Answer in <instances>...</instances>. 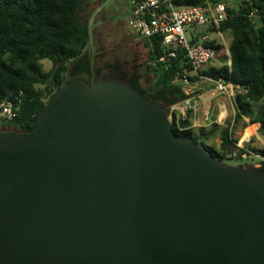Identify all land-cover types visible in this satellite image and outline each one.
<instances>
[{
    "label": "water",
    "instance_id": "obj_1",
    "mask_svg": "<svg viewBox=\"0 0 264 264\" xmlns=\"http://www.w3.org/2000/svg\"><path fill=\"white\" fill-rule=\"evenodd\" d=\"M122 79L68 81L32 133L0 132V264H264V174Z\"/></svg>",
    "mask_w": 264,
    "mask_h": 264
},
{
    "label": "trees",
    "instance_id": "obj_2",
    "mask_svg": "<svg viewBox=\"0 0 264 264\" xmlns=\"http://www.w3.org/2000/svg\"><path fill=\"white\" fill-rule=\"evenodd\" d=\"M88 1L0 0V103L11 102L16 109V118L2 120L0 126L32 133L46 99L63 84L81 76L99 75V70L92 73V61L86 54L92 42V28L90 36L87 29L89 17L84 21L79 18L81 6ZM217 2L227 4L228 0H176V5L204 6ZM235 5L227 4L228 19L220 26L224 35H230L228 59L220 58L218 66L209 65L201 72L205 78L232 85L233 124L228 121L223 127L194 130L188 115L177 122L174 113L169 115L175 135L200 146L223 164L236 159L234 153L239 156L243 151L232 138L234 124L246 119L250 125L257 124L259 135L264 136V0H238ZM143 45L147 49L144 69L152 81L144 88L137 74L131 73L130 86L165 110L188 100L189 95L174 84L180 77L183 61H175L167 69L150 66L148 62L160 53L159 41L152 38ZM217 48L220 50L221 46ZM44 60L51 64L47 72L41 68ZM67 72L72 73L69 80L65 78ZM217 130L218 149L206 144ZM252 131L249 128L246 133ZM245 147L250 148L248 144ZM250 150L264 158V148ZM259 163L257 170L264 174V162Z\"/></svg>",
    "mask_w": 264,
    "mask_h": 264
},
{
    "label": "rangeland",
    "instance_id": "obj_3",
    "mask_svg": "<svg viewBox=\"0 0 264 264\" xmlns=\"http://www.w3.org/2000/svg\"><path fill=\"white\" fill-rule=\"evenodd\" d=\"M103 0H89L81 6L79 11L80 20L84 21L89 17V24L92 28V42L91 47L87 48L86 54L92 61V73L99 70V75H105L107 70L114 68L122 72V77L128 79L131 73L138 76L142 87L146 88L151 84L152 77L148 76L144 69L146 62L147 49L143 42L137 36L131 33L128 26V19L130 14V4L128 0H107L105 2L106 8L110 9L105 18H101V12L96 13L97 8ZM238 0H228V6L235 5ZM236 6V5H235ZM106 9V10H107ZM96 13V14H95ZM218 43L221 46L220 54L212 63L218 66L221 63L220 58L228 59V46L230 42V35L223 34L218 38ZM51 67L50 62L44 60L41 62V68L44 72L49 71ZM207 68H205L206 70ZM72 77L71 72L66 73V79ZM88 81L89 77L81 76V79ZM188 88H186L187 90ZM189 95V104L195 106V110L187 112L192 128L198 130L199 128L209 129L213 125L223 127L226 122L233 124L234 104L233 98L235 90L231 86L230 97L220 95L215 91L214 84L206 79L196 80L186 91ZM49 99H46V103ZM258 106L255 105L254 109ZM180 110H178V114ZM221 114V116H220ZM170 119V118H169ZM252 128L246 119L234 124L231 128V135L234 140L244 142L250 139L252 148H264V136L259 135L256 139L253 133H246ZM247 127V128H245ZM245 128V129H244ZM16 131L12 128H4L0 126V132ZM247 134V135H246ZM219 130L215 135L206 142L207 145L219 148ZM245 144V143H244ZM246 145V144H245ZM225 165L233 167L257 168L255 164L257 160L253 158L248 159H228Z\"/></svg>",
    "mask_w": 264,
    "mask_h": 264
},
{
    "label": "built area",
    "instance_id": "obj_4",
    "mask_svg": "<svg viewBox=\"0 0 264 264\" xmlns=\"http://www.w3.org/2000/svg\"><path fill=\"white\" fill-rule=\"evenodd\" d=\"M130 14L128 26L142 42L156 38L159 41L160 53L148 62L150 66L170 67L175 61H183L180 77L174 81L185 94L196 80L206 79L214 84L215 91L230 97L231 84L213 81L201 75V72L215 61L220 50L218 38L222 36L220 26L228 19L227 4L206 3L204 6H178L176 0H128ZM186 88H188L186 90ZM188 95V94H187ZM178 110L180 113L178 114ZM194 111L195 106L186 100L171 107L169 115L174 113L176 122L179 118L186 119L187 112ZM16 118V109L11 102L0 103V121H12ZM250 139L238 142L237 148L243 150L233 157L239 159L253 158L255 166L260 167L264 158L254 154L250 148Z\"/></svg>",
    "mask_w": 264,
    "mask_h": 264
},
{
    "label": "flooded vegetation",
    "instance_id": "obj_5",
    "mask_svg": "<svg viewBox=\"0 0 264 264\" xmlns=\"http://www.w3.org/2000/svg\"><path fill=\"white\" fill-rule=\"evenodd\" d=\"M106 1L107 0H103L100 3V5L97 8V10H96V13L97 12L99 13V11L102 10V12H101V18H105L106 17L105 15L108 14L109 13L108 11L110 10V9H107L106 8V5H105V2ZM120 1H122V3L124 2L123 0H120ZM115 3H116V0H115ZM121 77H122V72L120 70H117V69H115V71H114V68H112L110 70H107V73L104 76L101 75V74L100 75H96V76L94 74H92L91 77H90V79L87 82L89 84H91V83H95V82L102 81V80H106V79H110V80H114V79L120 80ZM121 81L123 83H128L129 82V78L128 79H122Z\"/></svg>",
    "mask_w": 264,
    "mask_h": 264
},
{
    "label": "crops",
    "instance_id": "obj_6",
    "mask_svg": "<svg viewBox=\"0 0 264 264\" xmlns=\"http://www.w3.org/2000/svg\"><path fill=\"white\" fill-rule=\"evenodd\" d=\"M220 116H221V114H220ZM252 126V129H253V131H254V134H255V137H256V139L257 138H259L258 136H259V133H258V128H259V126L257 125V124H253V125H251ZM248 127V126H247ZM247 127H245V128H247ZM244 128V129H245ZM249 128V127H248ZM264 144V143H263ZM256 150H260V149H257V148H255Z\"/></svg>",
    "mask_w": 264,
    "mask_h": 264
}]
</instances>
